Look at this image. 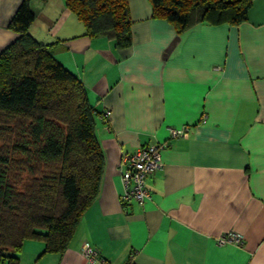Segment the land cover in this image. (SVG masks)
I'll return each mask as SVG.
<instances>
[{
    "label": "crops",
    "instance_id": "1",
    "mask_svg": "<svg viewBox=\"0 0 264 264\" xmlns=\"http://www.w3.org/2000/svg\"><path fill=\"white\" fill-rule=\"evenodd\" d=\"M21 1L0 0V51L17 37L8 25ZM126 1L131 44L119 47L85 35L63 0H28L29 33L86 90L104 164L63 253L26 240L18 264H264V0L239 24L179 35L152 18L149 0ZM182 126L184 136H169ZM157 143L148 198L123 199L122 156ZM229 233L241 243L219 244Z\"/></svg>",
    "mask_w": 264,
    "mask_h": 264
},
{
    "label": "trees",
    "instance_id": "2",
    "mask_svg": "<svg viewBox=\"0 0 264 264\" xmlns=\"http://www.w3.org/2000/svg\"><path fill=\"white\" fill-rule=\"evenodd\" d=\"M87 36L131 44L126 0H63ZM252 0H149L152 18L179 35L199 23L239 24ZM22 0L8 27L17 37L0 51V264H18L26 240L42 254L67 248L96 198L104 158L94 109L75 74L35 40Z\"/></svg>",
    "mask_w": 264,
    "mask_h": 264
},
{
    "label": "built area",
    "instance_id": "3",
    "mask_svg": "<svg viewBox=\"0 0 264 264\" xmlns=\"http://www.w3.org/2000/svg\"><path fill=\"white\" fill-rule=\"evenodd\" d=\"M109 115L110 112L105 111L104 117L108 118ZM168 133L171 138L182 137L187 133V127L169 128ZM164 147V143L150 144L122 156L121 163L125 166L121 175L123 199L133 200L141 205L148 198L145 178L162 167L160 153ZM228 242L240 244V236L229 233L218 239L219 244ZM81 254L89 262H93L97 257V251L86 242L81 245Z\"/></svg>",
    "mask_w": 264,
    "mask_h": 264
}]
</instances>
